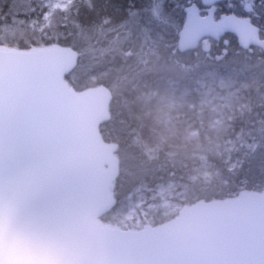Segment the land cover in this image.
<instances>
[{
    "label": "water",
    "instance_id": "water-1",
    "mask_svg": "<svg viewBox=\"0 0 264 264\" xmlns=\"http://www.w3.org/2000/svg\"><path fill=\"white\" fill-rule=\"evenodd\" d=\"M220 1H204L208 20ZM214 25L245 48L261 44L250 17ZM208 28L188 18L179 52L196 49ZM77 58L59 44L0 46V264H264V191L199 200L142 229L101 220L119 172L117 145L100 132L112 96L68 83Z\"/></svg>",
    "mask_w": 264,
    "mask_h": 264
},
{
    "label": "trees",
    "instance_id": "trees-1",
    "mask_svg": "<svg viewBox=\"0 0 264 264\" xmlns=\"http://www.w3.org/2000/svg\"><path fill=\"white\" fill-rule=\"evenodd\" d=\"M244 1H225L220 13L251 18L262 45L249 49L227 32L208 53L179 52L185 9L201 0H169L168 11L164 0H152L143 18L135 10L124 18L110 9L91 19H69L66 29H57L54 19L43 37L13 40L0 29L2 46L72 48L78 60L66 75L68 83L78 91L100 86L110 91V116L100 132L117 145L119 172L115 204L101 216L104 223H112L111 215L142 186L173 183L186 191L185 205L264 191V15L258 11L264 0H248L249 11ZM116 2L121 8L143 4ZM171 101L178 103L174 109ZM232 142L237 143L230 149ZM203 170L211 177L205 179Z\"/></svg>",
    "mask_w": 264,
    "mask_h": 264
},
{
    "label": "snow or ice",
    "instance_id": "snow-or-ice-1",
    "mask_svg": "<svg viewBox=\"0 0 264 264\" xmlns=\"http://www.w3.org/2000/svg\"><path fill=\"white\" fill-rule=\"evenodd\" d=\"M151 5L152 0H143L139 7L132 3L127 8L119 7L116 0H92L91 5L85 0H0V29L7 31L13 40L29 35L43 37L50 35L54 19L57 29H66L69 19H91L101 12L111 14L110 9L122 13L124 18L135 10L143 18L149 15ZM164 9L169 10V0H164ZM258 11L264 15V4Z\"/></svg>",
    "mask_w": 264,
    "mask_h": 264
},
{
    "label": "rangeland",
    "instance_id": "rangeland-1",
    "mask_svg": "<svg viewBox=\"0 0 264 264\" xmlns=\"http://www.w3.org/2000/svg\"><path fill=\"white\" fill-rule=\"evenodd\" d=\"M244 3L243 5H247L246 9L249 11L251 4L248 0H245ZM177 104V102L171 101L170 109H174ZM169 122L172 123L171 118H169ZM169 122L167 120L168 124H170ZM192 134L194 135V133ZM236 143H229L228 148H233ZM203 177L208 179L211 177V173L208 170H203ZM185 194L186 191L177 189L173 183L160 185L156 188L142 186L123 201L122 205L111 215L112 223L109 224L122 229H141L145 224L158 225L162 223L159 220L162 221L178 214L186 206L183 201ZM156 220L160 223L156 224Z\"/></svg>",
    "mask_w": 264,
    "mask_h": 264
},
{
    "label": "flooded vegetation",
    "instance_id": "flooded-vegetation-1",
    "mask_svg": "<svg viewBox=\"0 0 264 264\" xmlns=\"http://www.w3.org/2000/svg\"><path fill=\"white\" fill-rule=\"evenodd\" d=\"M201 1H202L201 3L194 2L196 4V7L191 12L189 17L186 15L185 21L188 18H190L191 25L209 27L207 30V37L202 39V41L197 46V49H200V48L203 49L204 43H210L211 47H210L209 51H207V53H208L212 50L213 44L215 43V44L219 45V42L222 40V37L227 33L226 32L224 34H220L219 28H217L214 25V23L221 21L224 18V16H228L229 14L220 13V9L222 8L223 3L226 1V0H221L220 2H218L216 4V9H215L214 14H213V20H208L209 10L212 6L205 3V2H208V0H201Z\"/></svg>",
    "mask_w": 264,
    "mask_h": 264
}]
</instances>
